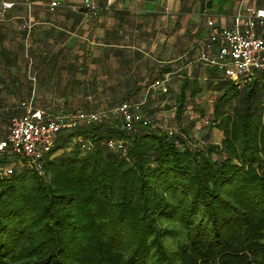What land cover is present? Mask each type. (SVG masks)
<instances>
[{"label":"trees","instance_id":"16d2710c","mask_svg":"<svg viewBox=\"0 0 264 264\" xmlns=\"http://www.w3.org/2000/svg\"><path fill=\"white\" fill-rule=\"evenodd\" d=\"M204 63V82L163 83L113 109L44 110L101 118L63 128L43 173L10 149L0 154V168L12 169L0 174V264H264V68L233 79ZM205 91L215 99L201 141L184 115L191 105L206 117ZM168 97L174 131L149 111ZM142 101L148 123L127 130L118 108ZM113 138L126 153L108 146Z\"/></svg>","mask_w":264,"mask_h":264},{"label":"crops","instance_id":"0c3cea01","mask_svg":"<svg viewBox=\"0 0 264 264\" xmlns=\"http://www.w3.org/2000/svg\"><path fill=\"white\" fill-rule=\"evenodd\" d=\"M91 2L0 0V125L26 100L48 112L109 110L159 89L156 80L173 90L185 78L204 82L200 57L213 30L232 26L241 2L264 8V0ZM257 31L264 38V25Z\"/></svg>","mask_w":264,"mask_h":264},{"label":"built area","instance_id":"2783aa9c","mask_svg":"<svg viewBox=\"0 0 264 264\" xmlns=\"http://www.w3.org/2000/svg\"><path fill=\"white\" fill-rule=\"evenodd\" d=\"M86 5H92L91 0H85ZM53 6L57 2H53ZM241 9L230 27L213 30L206 43L205 51L200 59L224 69L226 74L233 79L252 74L255 70L264 68V38L258 34V28L264 25V8L245 6L242 2ZM12 2H5L4 7L10 8ZM213 26L214 22L209 21ZM218 44L217 52L209 54L214 44ZM31 79L35 80L32 76ZM157 86L163 82L156 81ZM167 91L166 87H163ZM140 103H123L118 110L124 121V128L135 130L136 122L148 123L141 114ZM24 112L11 118L8 126L0 127V154L10 149L21 158L31 160L36 170L43 173V158L54 147L59 132L65 128H73L81 122L91 123L100 120L101 115L96 112H79L75 115L46 113L34 105L33 99L21 104ZM108 146L123 153L127 152V145L122 140L110 139ZM83 147L90 149L89 144ZM10 168H0V174H8Z\"/></svg>","mask_w":264,"mask_h":264},{"label":"rangeland","instance_id":"374dc122","mask_svg":"<svg viewBox=\"0 0 264 264\" xmlns=\"http://www.w3.org/2000/svg\"><path fill=\"white\" fill-rule=\"evenodd\" d=\"M6 99V98H5ZM215 99V95L212 92L206 91L205 94L202 97L198 98L197 106L200 105L204 108L205 112L207 113L205 118L199 117V112L196 110V108H193L191 105L188 108V111L185 112V121H189V119L195 120V126H194V134L196 137H198L201 141L205 139L204 135L206 130L209 127V124L211 123V110L213 101ZM4 100V98H3ZM8 100V98H7ZM160 101L159 103H154L150 108L149 111L154 115L153 119L155 122V126L162 127L165 130H175L178 129L177 122L175 118V108H166V105H173L174 97H168L164 101ZM196 107V105H195ZM151 110H153L151 112ZM220 133L218 131H215V136H211L212 141L220 140ZM12 163H15L14 160H12Z\"/></svg>","mask_w":264,"mask_h":264}]
</instances>
